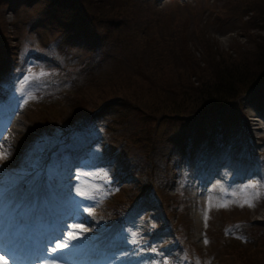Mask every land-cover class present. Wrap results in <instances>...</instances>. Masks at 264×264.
Instances as JSON below:
<instances>
[{"label": "trees", "instance_id": "1", "mask_svg": "<svg viewBox=\"0 0 264 264\" xmlns=\"http://www.w3.org/2000/svg\"><path fill=\"white\" fill-rule=\"evenodd\" d=\"M156 1L102 0L112 13L111 17L103 19L106 29L104 25L94 20L84 0H45L41 8L22 20L18 33L14 36L16 41L10 45L5 33L1 8L13 7L17 0H0V101L13 100L15 97L12 90L14 74L21 67L24 53L27 54L30 51L58 60L63 51L59 49L61 44L59 39L63 35L69 31L74 32V29L88 30L85 28L86 24L91 26L94 35L93 49L75 65L66 68L77 70L72 74L73 89L78 87L81 90L85 86L87 89L73 93L71 98H64L69 94V91H64L59 96L52 94L54 100L42 101L41 105L30 103L27 110L28 118L35 130H42L45 133L41 131L42 137L36 132L29 136L23 134L17 141L16 150L19 153L28 152L32 161L47 156V165L53 167L57 157L56 152L54 148L48 152L47 149L52 146L54 135L57 137L69 133L67 134L69 141L75 144L84 143L103 133L108 155L116 158L117 174L137 176L143 181H161L175 173L171 169V163L176 161L179 153H182L179 150L182 148L189 152L193 148L195 132H207L208 135L217 136V129H224V123L233 116H237L240 129L246 134L242 113H238L233 107L240 95H238V91L241 90L238 88L240 82L247 79L246 88L243 90L254 91L264 80V51L261 54L263 59L259 69L250 72L251 74L245 70L251 69L250 61L253 58L247 56L243 65H240L244 59L242 54L236 64H230L229 55L209 48L204 50L205 53L200 58L195 59L185 43L187 38L185 30L192 20L187 10L174 15L166 8L159 9ZM32 2L33 0H26V3ZM245 4L248 6L250 2L245 0ZM258 16L261 21L264 20L263 11H260ZM219 19L217 16L211 21L218 23ZM47 24L59 27L60 31L56 37L47 38L38 45L33 41L32 35L36 29L32 32L30 29ZM100 25L103 27L102 32L97 29ZM195 35H198V39H202L204 33L202 30H197ZM258 41L264 42V39ZM205 45L206 43L202 45V48ZM257 49H260L258 45ZM257 49H254L252 53H257ZM108 55L122 59L126 69H119L118 73L111 76L114 71L108 73V67L111 66ZM173 57L179 58V64L171 63ZM168 59L171 60L170 64ZM110 77L132 86L130 90L137 99L141 92L135 93L134 89L139 84H144V87L160 93L158 96L163 100L165 90L173 92L175 100L171 104L165 107L160 104V101L148 111L150 114H155L163 109L166 113H174L176 119L164 126L161 134L155 139L159 146L147 149V156L140 152L147 143L146 137L143 134H135L134 129L135 125H140L135 117L142 111L139 101L129 97L130 94L126 90L121 93L115 90L114 94L121 97L120 101H115L116 107L125 109L127 112L117 120L128 127V135L135 143L131 144L121 126L117 125L118 121L106 115L108 110L105 108L111 105L113 97L108 95L99 101H91L82 96V93H87L88 89L96 85L97 88H109ZM130 101H135L137 107ZM149 119H153L152 115ZM173 122L176 124L174 128L171 125ZM156 127L163 126L156 124L153 131ZM206 138L212 139L211 136ZM261 158L264 159V155ZM14 169H18L19 172L28 170L27 166L20 164H16ZM94 171L104 178L109 175L106 168H95ZM175 178L180 182L181 176L177 174ZM135 192L136 190L128 196L133 197ZM250 235L254 241L253 244L250 243V238H247L244 244L252 247L259 241L263 242L262 233L253 230ZM260 247L261 245L251 251H259ZM241 254V256L235 254L227 263L263 264L260 257L255 260L250 259L249 262L245 259L247 253ZM221 261L222 258L217 259L215 263L220 264ZM181 264L189 263L182 260Z\"/></svg>", "mask_w": 264, "mask_h": 264}, {"label": "rangeland", "instance_id": "2", "mask_svg": "<svg viewBox=\"0 0 264 264\" xmlns=\"http://www.w3.org/2000/svg\"><path fill=\"white\" fill-rule=\"evenodd\" d=\"M85 4H87L88 9L93 14L94 20L101 25H104L107 29L105 23H103V19L111 17L112 13L109 11L107 4H103L102 0H84ZM154 1V0H153ZM250 2L248 6L245 4V0H157L156 4L159 9L166 8L172 14H181L185 10L191 16L192 20L187 27V38L186 45L189 47L190 54L194 56V58H200L204 53L205 49L208 50H219L222 53L229 55L231 58L230 64H236L239 61L240 54L244 55V59L242 60L240 65H243L244 61L248 57L253 58L250 61L251 69L245 70V72H255L259 69V65L262 62L263 55H261L264 51V42L258 41L264 39V20L261 21L259 19V12H264V0H246ZM16 4L10 10L7 6H3L1 11L4 17V28L5 33L8 37V42L11 44L16 41L14 38L15 34L18 33L19 26L24 18L29 16L31 13L35 12L38 8H41L45 4V0H34L30 4H26V0H17ZM189 6V8H187ZM246 6V7H245ZM187 8V9H186ZM219 16L218 23H214L213 19ZM6 17V18H5ZM15 17V25L10 23L9 21H13ZM195 22L197 23L195 25ZM97 26L99 32L103 31L102 26ZM55 26V25H54ZM33 31L32 35L35 37L37 42L43 43L45 39L54 38L60 31V28L55 26H43L38 27L34 26L30 29V32ZM197 30H202L204 35L202 39H198V35H195ZM205 31V32H204ZM257 32V34H255ZM85 34L82 35V37ZM262 35V36H261ZM261 36V37H260ZM91 38H81L74 36L70 40L69 57L65 58V61L68 63H77L81 58H83L86 54H88L93 47V40ZM203 40V42H202ZM206 43V45L202 48V45ZM257 45L259 46V50L257 49ZM254 49H257V53H252ZM108 54V52H107ZM111 61V66L108 67V73L110 71H114L111 76H114L116 72L118 73L119 69H126L125 62L122 59L116 58L113 55H108ZM28 59V57H27ZM35 59H41L36 57ZM170 64L171 60L168 59ZM175 65L179 64V58L173 57L172 62ZM203 64V63H199ZM22 68H20L16 72L15 83L13 86V90H15V96L17 98L18 105L15 107H11L10 113L7 116V120L2 123L6 125V132L3 138H0V158L5 160L9 164L15 163L17 154L14 152L16 149L15 146L17 144L16 139L18 140L21 135L20 131L27 130L29 128L30 121L27 120V108L26 103H38L42 104L46 96L44 95V91H57L56 93H60L62 91L68 90L69 94L64 98H71L73 93L79 92L83 89H87L86 86L79 90V88H74V85H70V80L68 78V73H52L49 70L44 71L39 74V76L34 77L32 75L33 71L31 69L38 67H45L50 65L49 60H28L26 63L24 60L21 62ZM250 68V66H249ZM250 73V74H251ZM249 74V75H250ZM248 75V76H249ZM247 80V79H246ZM245 80V81H246ZM110 87L109 88H97V85L91 89H88L87 93H82L83 98H86L91 101H99L104 96L113 97V101L111 105H107L105 110H108L107 117H113L114 120L120 119L121 115L127 113L125 109H118L116 107L115 101H120V96L114 94L115 90L121 91L126 90L130 94L129 97H134V94L129 86L124 82L120 83L119 80L110 77ZM108 81V82H109ZM245 81L239 83L238 88L241 89L238 91V95L242 96L241 100L235 102L234 109L238 113L241 112L245 116V121L249 126V129L253 132L254 136H260V138L251 137L252 142L257 143L254 147L258 148V150L264 149V135H260L264 133V118L262 115L259 117L253 114L255 109H259L264 113V99L260 100V98L254 97L252 92H248L246 88ZM39 90L40 92H38ZM243 90V91H242ZM145 91V92H144ZM135 93L141 92L139 99L134 97L142 106V111L139 112L135 117L137 118V123L140 125H135V134H143L146 137L147 143L142 147L141 153L144 155L147 154V149L150 147L157 148L159 146L156 142L157 135L161 134L164 126L170 121H174L176 119V115L174 113H166L165 110H160L155 114H150L148 111L157 103L163 104L165 107L171 104L175 97L173 96L172 90H165L164 100L158 96L160 93H155L153 89H148L144 87V84H139L134 89ZM181 97V96H180ZM53 99V98H52ZM132 105L136 106L135 101H130ZM47 103V102H44ZM23 106V108H22ZM263 106V107H260ZM137 107V106H136ZM3 108V103L0 104V109ZM149 114V115H148ZM152 115L153 119H149ZM251 115L256 116V121L259 122L257 125L254 121L249 118ZM19 117H21L20 121H18ZM237 116H233L236 118ZM117 120V121H118ZM159 122V123H158ZM162 125L163 127H156L155 131L153 128L155 125ZM117 125L121 126L124 134L127 136L129 143L135 144L131 140V136L128 135V127L118 121ZM172 127L176 126L173 122L171 123ZM256 125V126H255ZM261 125V129L258 127ZM8 126L10 130H18L19 132H14L10 135L8 131ZM18 133V134H16ZM16 134V135H14ZM14 136V137H12ZM261 136H263L261 138ZM256 138V139H255ZM203 141L198 142V149L200 148V144ZM240 140L235 142V147L231 150V153L239 151L238 144ZM138 145V144H137ZM164 152V151H163ZM3 163L0 162V182L3 177ZM72 171L74 175L69 176V178H74L75 181L68 183L69 178L65 176L61 177L62 182H57L58 189L63 192V194L67 193V198H70L71 207L77 209L83 218L87 217L86 227L87 232L82 231L80 233V238L84 245H87L88 242L94 239L93 235L89 232L96 231L98 235L97 239L104 235V231H102L101 221H106L107 219L104 216L97 214V210L101 209L106 200L111 199V195L101 194L93 198V200L88 203L89 207L86 208L80 203V199L89 198L90 195L86 194L91 192L95 186L94 182L98 183L95 178L91 174L86 175L80 170V166L73 167ZM149 171V169H148ZM64 173H67L65 171ZM156 174V173H155ZM64 175V174H63ZM89 177V178H88ZM65 178H67L65 180ZM261 178L264 179V174L261 175ZM20 181H15L12 188L6 193L7 200L10 197H13L12 200L17 201L19 196H25L32 198V195L41 194L47 198H50V192L54 190V184H51L48 180H43L41 176H37L34 178L32 182H29L26 186H22L19 183ZM264 183V181L262 182ZM2 185L4 183H1ZM7 185V183H5ZM4 184V185H5ZM11 186V182L8 184ZM99 185V183H98ZM123 187V191L116 197L115 199L119 201H125V197L130 193L136 190L135 184L133 182H128L126 179L123 183H121ZM264 187V185H263ZM165 188H159V190H163ZM167 193V190H165ZM171 191V190H170ZM264 191V188H263ZM168 195V193H167ZM163 191L161 193V197L163 199V205L166 210L169 211V216L175 222L181 224V228H179L180 232H182L185 237L189 235L188 242L189 245L195 249L200 255H213L216 259L217 256L219 258H223L224 261L231 260L232 256L236 254V256H241V253L247 255L245 259L250 262V259L255 260L256 258H261L264 264V241L257 242L252 247L248 246V244L237 245L235 243H226L227 239L222 236L221 225L225 219L231 220L234 219L235 216H243L245 220L248 221V224L253 227H258L260 229L264 228V192L260 195V201L249 208H232V209H224V210H215L212 209L210 211H203L202 208L189 209L186 207L185 210L176 211V209L172 208L170 205L173 203V200L169 199ZM5 199V198H4ZM205 204L209 200L208 195L205 196ZM229 199V198H228ZM12 201L6 206V209L11 208ZM240 201H238L239 203ZM229 201L226 200V204ZM64 204H66L64 202ZM197 207V206H196ZM85 224V222H84ZM116 227V224L110 223L105 225V230L111 233ZM102 231V232H101ZM207 235V242L204 240V234ZM228 236L231 238L236 237L235 234L232 233V230L229 232ZM236 240V239H234ZM232 242V240H230ZM254 241L250 243L253 244ZM73 243L68 242L67 244L61 243L60 240H51L49 245V252L52 254L59 253L53 255L54 258H64L69 259L68 255L72 254L74 251ZM258 248L259 251L252 252V249ZM88 246V245H87ZM87 246L86 249H87ZM91 246L88 247L90 249ZM2 255V254H1ZM87 255H89V250L87 251ZM89 260V257H87ZM251 260V261H252ZM91 262H96L100 264H112L123 262L120 253H115L114 256L109 258H104V256H99V259H94ZM73 263V262H72ZM59 264H65L59 263ZM71 264V263H66Z\"/></svg>", "mask_w": 264, "mask_h": 264}, {"label": "bare ground", "instance_id": "3", "mask_svg": "<svg viewBox=\"0 0 264 264\" xmlns=\"http://www.w3.org/2000/svg\"><path fill=\"white\" fill-rule=\"evenodd\" d=\"M250 118L253 119V121H256V119H257L256 116H250ZM254 123L257 124V122H254ZM257 125H258V124H257ZM259 127H261V125H260ZM1 264H2V263H1Z\"/></svg>", "mask_w": 264, "mask_h": 264}]
</instances>
